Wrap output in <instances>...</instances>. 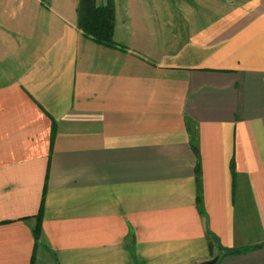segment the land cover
I'll list each match as a JSON object with an SVG mask.
<instances>
[{
    "label": "crops",
    "instance_id": "crops-1",
    "mask_svg": "<svg viewBox=\"0 0 264 264\" xmlns=\"http://www.w3.org/2000/svg\"><path fill=\"white\" fill-rule=\"evenodd\" d=\"M108 1L0 0V264H264V0Z\"/></svg>",
    "mask_w": 264,
    "mask_h": 264
},
{
    "label": "rangeland",
    "instance_id": "rangeland-1",
    "mask_svg": "<svg viewBox=\"0 0 264 264\" xmlns=\"http://www.w3.org/2000/svg\"><path fill=\"white\" fill-rule=\"evenodd\" d=\"M165 6H169L175 14H164L162 18V27L165 32L170 30V34L183 33L186 26L194 27L205 20H212L223 10L227 11L233 6L242 3L245 0H164ZM177 11V14H176ZM144 15L141 16L142 20ZM174 27V28H173ZM170 28V29H169ZM177 28V29H176Z\"/></svg>",
    "mask_w": 264,
    "mask_h": 264
},
{
    "label": "trees",
    "instance_id": "trees-1",
    "mask_svg": "<svg viewBox=\"0 0 264 264\" xmlns=\"http://www.w3.org/2000/svg\"><path fill=\"white\" fill-rule=\"evenodd\" d=\"M77 12L78 26L85 36L108 47L118 45L114 38L116 13L111 1L99 5L97 0H79ZM240 251L236 249L229 253L235 254Z\"/></svg>",
    "mask_w": 264,
    "mask_h": 264
}]
</instances>
